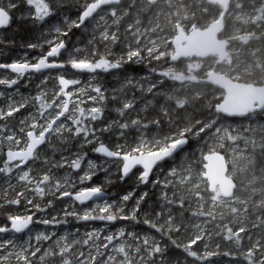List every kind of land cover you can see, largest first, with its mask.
I'll use <instances>...</instances> for the list:
<instances>
[{"label":"snow or ice","instance_id":"6c2138e0","mask_svg":"<svg viewBox=\"0 0 264 264\" xmlns=\"http://www.w3.org/2000/svg\"><path fill=\"white\" fill-rule=\"evenodd\" d=\"M74 6L0 0V264H264V0Z\"/></svg>","mask_w":264,"mask_h":264},{"label":"rangeland","instance_id":"374dc122","mask_svg":"<svg viewBox=\"0 0 264 264\" xmlns=\"http://www.w3.org/2000/svg\"><path fill=\"white\" fill-rule=\"evenodd\" d=\"M74 2H75V4L76 3H80L79 0H75ZM2 34L3 33H0V35H2ZM83 39L86 41L87 37H85ZM77 40H79V39H77ZM25 51H27L31 55V50H27V49H24V48H21L20 50H17L15 52H13L11 50L10 52L2 53V54H0V62H10L12 59H15L18 56L22 55ZM140 66L141 65H136L134 67H140ZM129 73L130 74H134L137 77H140V76H143V75L147 74V72L144 73V72H140V71H138L137 73H133V72H129ZM81 79L84 80L85 83H88L89 82L88 74H85V76L81 77ZM99 80H100L101 83H103L104 85H106L108 87L109 94L111 93V90L113 88H119L120 87V79L118 77H116V76H113V75L105 73V74H102L99 77ZM112 115L114 116L115 112H113ZM247 123H248V121L243 119V120L235 122V124H233V125H234V127H236V126H247ZM192 151H197V150L195 148H193ZM95 157H94V153L89 152L88 157H86L85 159L86 160L87 159H95ZM184 162H185V156L182 154L180 159L177 160V161H174L173 163L181 164V163H184ZM197 162L200 164V167L202 168L203 162H202L201 159H199V157H198V161ZM111 179H112V183L108 184L107 183V179L105 177V174L103 172L99 173L97 177H94V181L105 184V188H106V190L109 193L108 196H107V199H116L117 194H119L122 189L128 188L129 185H123V184L117 183V181L114 179V175L111 176ZM153 199H155V197H153ZM149 206H151V202H149ZM59 207L60 206L57 205V209H59ZM13 208L16 209L17 206H13ZM18 210L20 212H23L24 211V206L23 205L20 206ZM68 219L70 221H72L73 218L69 217ZM123 223H126V222H123ZM95 224H96V226L101 227V228L105 227L104 222L97 221V222H95ZM36 227L42 229L44 226L37 225ZM141 227L143 229H145V230H149L147 225H141ZM65 228H71V224L66 225ZM83 230H84L83 227H81V233H83Z\"/></svg>","mask_w":264,"mask_h":264},{"label":"trees","instance_id":"16d2710c","mask_svg":"<svg viewBox=\"0 0 264 264\" xmlns=\"http://www.w3.org/2000/svg\"><path fill=\"white\" fill-rule=\"evenodd\" d=\"M69 3L68 7H66L64 9V12L61 13V15H63L64 13H67V15L71 16L72 18H75V13H76V7L75 5V0H67ZM80 3L83 2V0H79ZM18 29V30H17ZM7 35L9 37H14L17 41L16 45L12 48V51L15 52L17 50H20L21 47V41L22 38L23 39H27L30 36L34 37L35 35H38V33H31L28 31V25L27 24H14L8 31ZM87 37L86 35L83 37L85 38ZM75 39H81L80 33L77 32ZM159 67V65H157ZM129 72H133V68H129L128 69ZM138 71L140 72H147V68L145 66H140V67H134V72L133 73H137ZM118 77V76H116ZM119 78V77H118ZM231 123L235 124V122L230 121ZM73 220V219H72ZM177 255L179 256V252L177 251ZM227 259V258H225Z\"/></svg>","mask_w":264,"mask_h":264},{"label":"water","instance_id":"95a60500","mask_svg":"<svg viewBox=\"0 0 264 264\" xmlns=\"http://www.w3.org/2000/svg\"><path fill=\"white\" fill-rule=\"evenodd\" d=\"M229 119H238V120H241V119H243V118H240V117H234V118H229ZM96 155V154H95ZM202 162H203V164L204 163H207V161H203L202 160ZM203 164H202V168H203ZM65 199H67V198H65Z\"/></svg>","mask_w":264,"mask_h":264},{"label":"flooded vegetation","instance_id":"af4514ba","mask_svg":"<svg viewBox=\"0 0 264 264\" xmlns=\"http://www.w3.org/2000/svg\"><path fill=\"white\" fill-rule=\"evenodd\" d=\"M241 120H243V119H241ZM229 121H233V122H237V121H240V120H238V119H229ZM96 155L94 154V157H95ZM106 192L108 193V191L106 190ZM109 194V193H108ZM107 198V197H106ZM66 200V199H65Z\"/></svg>","mask_w":264,"mask_h":264}]
</instances>
